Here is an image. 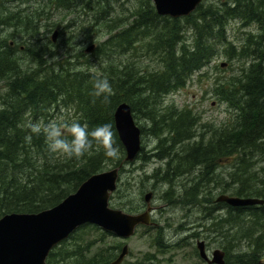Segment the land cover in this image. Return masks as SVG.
I'll return each mask as SVG.
<instances>
[{"label": "trees", "instance_id": "1", "mask_svg": "<svg viewBox=\"0 0 264 264\" xmlns=\"http://www.w3.org/2000/svg\"><path fill=\"white\" fill-rule=\"evenodd\" d=\"M115 1L117 0H0V84L5 85V90H0V217L7 213H37L52 208L75 192L93 174L104 171L110 165L115 167L123 164L125 149L114 120L115 110L123 102L131 106L135 118L144 114L151 120L150 130L159 139V146L156 148H164L163 153H157L158 148L154 157L161 160L169 158L167 164L171 165L166 170L157 169L161 170L165 179H169L168 176L172 179L176 174L192 172L198 175L195 184L184 190L192 200L201 196V188L205 182L213 181L222 161L234 156L235 167H238L249 155H264V49L260 46L255 48L252 63L244 69L238 81H227L217 91L221 99L237 112L234 123L213 130L214 134L206 140L200 137L196 140L197 119L200 118L192 109H177L170 105L166 107L160 103L162 97L184 86L195 72L211 63L218 53V41H226L225 30L229 19L241 18L243 14L242 20L256 22L262 28L264 14L258 15V10L262 12L264 2L231 0L223 7L205 6L202 3L190 17L172 18L158 15L152 1L143 0L144 5L139 6L133 13L135 18L128 27L118 29L126 23V19L114 11ZM37 2L38 6H31ZM52 9L76 11L78 18L72 17L70 22L81 23V26H88L87 29L93 28L96 32H103L107 25H111L106 30L107 39L95 47L93 54H125L128 50H134L136 42L146 37L147 31H150L149 37L152 36V41L149 47L162 63V68L154 72H139L129 70L127 64L121 68L112 61L107 67L102 65L107 76H100L97 72L77 68L70 58L50 63L45 56H53L52 49L49 54V44L46 41L38 43V30L35 35L32 30L41 25L49 31L55 30L58 26L55 22L49 25L43 22L46 12ZM185 26L196 31L191 43L185 38ZM7 27L15 31L5 35L4 30ZM20 28L27 35L30 33L36 38L25 42L27 57H30L32 64L26 61V57H19L18 43L14 41L12 46L9 41ZM59 31V34H65V28ZM223 35L225 37L222 38ZM230 46L232 57L237 48L228 43L226 50L230 51ZM35 62L37 65H34ZM112 63L114 65H110ZM103 78H107L112 86L107 100L103 96L94 95L96 79ZM52 107L58 110L74 109L77 112V121L86 124L89 131L101 124H111L114 133L113 146L118 149L116 154L108 156L107 148L93 138H90L92 148L79 158H68L61 153L50 152L43 126L53 116L50 112ZM37 123L42 130L40 133H33L32 126ZM140 127L142 133H145V127ZM65 138L71 140V134L65 131ZM173 163H176L175 166ZM198 170L200 179L196 173ZM240 178L242 177L234 178V184H239V187L233 194L241 197H264V178L253 180L252 176L250 180V177H246L245 181ZM257 180L260 183H255ZM226 183L228 184L223 187L224 191L232 185L231 182ZM119 191L121 190L118 189ZM166 195L173 199L171 190ZM177 196L179 195L175 193L174 197ZM127 204L131 211L137 212L142 208L134 200H129ZM213 209H225L228 212L227 216L218 220L215 217L213 220L219 226H223V223H234L236 228L245 229V217L257 223L255 225H259L263 219L259 222L258 219L264 217V205L232 207L219 203ZM88 228L99 230L94 225L81 227L83 230ZM246 231H252V227ZM261 233L264 231L261 230ZM106 235L109 233L102 232L103 237ZM262 238L263 235L254 238L249 250L233 252L231 248L223 246L225 264H264ZM83 240L85 241L84 238ZM163 241L164 238L160 236L159 246H163ZM92 246L93 241L87 245L86 242L85 245L76 243L74 252L64 246L60 248L63 259H59L60 256L55 257L51 252L49 264L64 262L73 254L76 264H109L117 257L121 248L117 245L108 250L99 249L86 257L87 248L92 249ZM145 262L161 264L152 253L146 256Z\"/></svg>", "mask_w": 264, "mask_h": 264}, {"label": "rangeland", "instance_id": "2", "mask_svg": "<svg viewBox=\"0 0 264 264\" xmlns=\"http://www.w3.org/2000/svg\"><path fill=\"white\" fill-rule=\"evenodd\" d=\"M217 1L206 0L205 6H214L215 4L217 6L222 0ZM8 4L11 5V2H8ZM38 5L39 3L37 2L31 6ZM113 5L114 11L126 19V23L118 27V29H121L128 27L135 18L133 13H135L139 6L144 5V3L143 0H117ZM46 13L47 19L45 18L43 20L44 24L49 25L55 22L56 25H58L55 30L65 28V34L58 35L56 41L52 38L55 30L49 31L43 27V25L32 30L33 35H35L38 30V43L41 44V42L46 41L49 44V54H51V52L54 53L53 56H45L49 59L50 63H57L58 60L63 61L64 58H70L77 65V68L97 72L100 76H107V72L105 69H102V65L104 64L105 67H107L112 61L121 68L127 64L129 70L139 72H154L163 66L162 63L157 60L152 48L149 47L152 41V36L149 37L150 31H147L146 37H142L141 40L136 42V48H134V50H128L125 54L114 52L93 54L94 50L89 52L87 48L92 46V44L96 47L107 39L108 33H106V30L111 26L110 24V26H106V30H103V32H96L93 28L87 29L88 26H81V23L76 24L70 22L72 17L78 18L76 11L69 12L67 10L52 9ZM78 22H80V18ZM244 24L245 20L241 18L229 19L227 21L228 26H226L225 30L226 41L222 40L220 41L221 43H218V53L213 57L211 63L202 70L195 72L184 86L161 98L160 103L162 106L167 107L170 105L177 109H192L193 113L200 118L197 119L198 139L196 140L200 138L206 140L207 137L214 134L213 130L230 126L235 121L237 112L226 101L221 99L217 91L219 86L227 81L237 82L242 76L244 69L248 68L254 59L251 51L256 47L255 44L247 45L249 39L247 37L251 34H258L260 32L258 24L253 23L247 25V27L246 24ZM239 25L242 26L240 27ZM14 31V29L9 27L4 33L5 35H9ZM18 31L19 32L15 33V36L9 39V41L12 46L14 45V41H16L20 50L19 57H26V61L32 64L30 57H27L28 51L25 49V42L36 40V38H33L34 36L30 35V33L27 35V33L22 31V28ZM193 32L191 27L185 26V38L187 40L190 38V41L188 40L190 43L194 40L192 39L194 38ZM228 43L233 44L234 47L237 48V52L233 54L234 57H230L229 55V53L232 54L231 46L230 51L226 50L228 48ZM45 48L48 49L47 47ZM50 49H52L51 52ZM222 63H225V65L222 66ZM34 65H37V63L35 62ZM110 65L114 64L112 63ZM157 67L158 69H156ZM0 90H5L4 84H0ZM0 104L2 105V103ZM50 112L53 116L48 119H51L50 121L59 122L61 125L72 123L78 119L77 112L74 109L58 110L52 107ZM136 120L146 129L142 138L144 148L140 154L141 156L139 155L134 162H125V166L122 167L118 185V189L121 191L118 192L117 190L111 196V206L126 212H135L131 211L130 205L127 204L129 200H134L135 203H140V207H142L141 210H145L146 202L144 200V195L149 191H153L154 197L152 199V205L155 210L152 221L154 225L139 226L135 234L128 239L113 234L103 237L102 232L105 231L94 225L98 227L99 230L93 228L85 230L79 229L74 236L63 244V247L68 246V249L74 252L76 243L85 245L86 242L87 245L93 241L92 249L87 248L85 252L86 257H89L99 249L108 250L112 246L116 247L120 245L122 247L124 244H128L130 252L124 264H146V256L150 253L154 254L161 264H207L200 256L197 247L198 240L202 239L206 242V251L210 257L216 248L223 249V246H226L231 248L233 252L249 250L251 241L254 238L263 235L262 240L264 241V233H261V230L264 231V217L258 219V222L263 219L259 225H255L257 223L245 217V229L236 228L234 223H223V226H219L218 224L215 225L213 223L215 217L216 220H218V218L220 219L221 217L227 216L228 212L225 211V209H215L214 211L213 207L219 203H212V201H216L221 194H229L230 192V194L232 193L231 195H233L234 191L239 187V184H234V178L237 179L242 177L240 179L244 181L246 177H250V180L252 176L253 180L264 178V155H249L246 157V160L242 162V165L238 167H235L234 164L235 157L230 156L229 159L221 162L213 181L203 184L201 196L197 200H192V198L186 195L184 190L195 184L198 175L192 172L182 175L176 174L172 179H165L161 170L157 169L162 168L166 170L168 166L171 165L167 164L169 158L161 160L156 156L154 157V152L156 153L159 148H156L159 146V139L150 130L152 128V122L150 119L146 118L144 114L138 116ZM161 151L162 153L164 152L163 147L159 148L157 153ZM175 164L176 163H173L174 166ZM113 167L114 166L110 165L105 170H109ZM196 173L199 174L200 179V170L196 171ZM235 173H237V175ZM226 182H231L232 185H230L231 188L224 191L223 187L228 184ZM255 183H260V180H257ZM168 190L173 192V199H170L166 195ZM175 193L179 195L177 196L178 198L174 197ZM123 194L126 196L124 195V197L121 198ZM179 197L181 198L179 199ZM249 227H252V231H246ZM160 236L164 238L163 246H159L158 244ZM117 251L118 250H116V252ZM58 264H76L74 254L66 258L64 262L61 261Z\"/></svg>", "mask_w": 264, "mask_h": 264}, {"label": "water", "instance_id": "3", "mask_svg": "<svg viewBox=\"0 0 264 264\" xmlns=\"http://www.w3.org/2000/svg\"><path fill=\"white\" fill-rule=\"evenodd\" d=\"M160 16L180 18L190 15L204 0H152ZM59 31L53 34L56 41ZM92 45L87 48L91 51ZM225 65L224 63L222 64ZM118 136L125 148V161L136 159L142 148V131L131 106L123 102L114 113ZM121 166L93 174L78 189L58 205L38 213H7L0 218V264H46L50 251L69 238L85 224H95L122 238L133 236L140 225H154L151 212L153 191L145 195L147 208L141 213H129L113 208L110 198L118 188ZM218 202L233 207L263 205L259 197H241L221 194ZM201 257L209 264H225V252L218 248L212 258L206 253L205 241H198ZM129 245H123L118 257L109 264H122L129 254Z\"/></svg>", "mask_w": 264, "mask_h": 264}, {"label": "clouds", "instance_id": "4", "mask_svg": "<svg viewBox=\"0 0 264 264\" xmlns=\"http://www.w3.org/2000/svg\"><path fill=\"white\" fill-rule=\"evenodd\" d=\"M94 95L96 97L103 96L108 99L112 92V86L107 78L96 79L94 83ZM39 123L32 126L33 133L41 132ZM65 131L71 134L72 139L65 138ZM43 132L48 141V148L52 153H61L68 158H79L92 148V139L107 148L106 154L113 156L117 152V148L113 146V130L111 124L105 123L95 127L89 131L86 124L73 121L70 124H58L50 121L43 126ZM30 139V137H29Z\"/></svg>", "mask_w": 264, "mask_h": 264}, {"label": "bare ground", "instance_id": "5", "mask_svg": "<svg viewBox=\"0 0 264 264\" xmlns=\"http://www.w3.org/2000/svg\"><path fill=\"white\" fill-rule=\"evenodd\" d=\"M216 1H217V0H216ZM234 1H235V0H234ZM256 1H258V0H256ZM213 2H214V1H213ZM217 2H218V1H217ZM232 2H233V1H232ZM259 2H260V0H259ZM219 3H220V2H219ZM235 3H236V2H235ZM211 4H212V3H211ZM222 4H224V3H222ZM232 4H234V3H232ZM25 5H27V4H25ZM226 5H227V4H226ZM245 5H246V4H245ZM258 5H259V4H258ZM214 6H216V4H215ZM222 7H223V6H222ZM226 7H228V6H226ZM242 7H243V6H242ZM248 7H249V6H248ZM248 7H247V8H248ZM256 7H257V5H256ZM256 7H255V8H256ZM258 7H259V6H258ZM251 8H253V7H251ZM251 8H250V9H251ZM201 9H202V8H201ZM201 9H200V11H201ZM217 9H218V8H217ZM219 9H220V8H219ZM219 9H218V10H219ZM250 9H248V10L250 11ZM221 10H222V9H221ZM225 10H226V8H225ZM243 10H244V9H243ZM248 10H247V11H248ZM200 11H199V12H200ZM204 11H205V9H204ZM223 11H224V10H223ZM216 13H217V12H216ZM227 13H228V12H227ZM227 13H225V14H227ZM248 13H249V12H248ZM209 14H210V13H209ZM211 14H212V13H211ZM235 14H236V13H235ZM235 14H233V16H234ZM259 14H264V9H262V12H261V10H260V11L258 10V15H259ZM199 15H200V14H199ZM213 15H214V14H213ZM227 15H228V14H227ZM238 15H239V14H238ZM242 15H243V14H242ZM242 15H241V18H242ZM211 16H212V15H211ZM216 16H217V15H216ZM246 16H247V15H246ZM198 17H199V16H198ZM212 17H213V16H212ZM220 17H221V16H220ZM201 18H202V17H201ZM233 18H234V17H233ZM238 18H239V17H238ZM222 19H223V18H222ZM226 19H227V18H226ZM244 19H245V18H244ZM220 20H221V19H220ZM239 20H240V19H239ZM239 20H237V21H239ZM253 20H254V19H253ZM196 21H197V20H196ZM235 21H236V20H235ZM235 21H234V22H235ZM240 22H241V21H240ZM240 22H239V24H240ZM243 22H244V21H243ZM202 24H203V23H202ZM251 24H252V23H251ZM255 24H256V23H255ZM263 24H264V23H263ZM197 25H198V24H197ZM230 25H231V24H230ZM244 25H245V24H244ZM244 25H243V26H244ZM246 25H247V24H246ZM226 26H228V25H226ZM239 26L241 27L242 25H239ZM255 26H256V25H255ZM255 26H254V27H255ZM193 27H194V26H193ZM202 27H203V25H202ZM240 27H239V28H240ZM246 27H247V26H246ZM7 28H8V27H7ZM5 29H6V28H5ZM198 29H199V28H198ZM222 29H223V28H222ZM222 29H221V30H222ZM244 29H245V28H244ZM258 29H259V27H258ZM255 30H256V29H255ZM4 31H6V30H4ZM193 31H194V30H193ZM202 31H203V29H202ZM215 31H216V30H215ZM219 31H220V30H219ZM222 31H223V30H222ZM195 32H196V31H195ZM195 32H193L192 34L194 35ZM204 32H206V31H204ZM204 32H203V34H204ZM211 33H213V32H211ZM217 33H218V32H217ZM0 34H2V33H0ZM4 34H5V33H4ZM6 34H7V33H6ZM205 34H206V33H205ZM243 34H244V33H243ZM39 35H40V34H39ZM193 35H192V36H193ZM227 35H228V34H227ZM263 35H264V31H260V32L258 33V35H257V34H251V36L253 37L252 39H254L255 47H257V46L264 47V43H263V40H264V39L262 40V38L264 37ZM1 36H2V35H1ZM194 36H195V35H194ZM204 36H205V35H204ZM210 36H211V35H210ZM210 36H209V37H210ZM7 37H8V36H7ZM215 37H216V36H215ZM218 37H219V36H218ZM223 37H225V36L223 35L222 38H223ZM245 37H247V36H245ZM249 37H250V36H249ZM249 37H247V38H249ZM1 38H3V37H1ZM8 38H9V37H8ZM147 39H148V38H147ZM184 39H185V38H184ZM189 39H190V38H189ZM189 39H188V40H189ZM192 39H194V38H192ZM219 39H220V38H219ZM91 40H92V39H91ZM212 40H213V39H212ZM217 40H218V39H217ZM93 41H94V40H93ZM147 41H148V40H147ZM189 41H190V40H189ZM189 41H188V42H189ZM218 42H220V41H218ZM218 42H217V43H218ZM244 42H245V41H244ZM248 42H249V41H248ZM193 43H194V42H193ZM208 43H210V42H208ZM211 43H213V41H212ZM220 43H221V42H220ZM249 43H250V42H249ZM262 43H263V46H262ZM0 44H1V42H0ZM189 44H190V43H189ZM213 44H214V43H213ZM190 45H191V44H190ZM214 45H215V44H214ZM217 45H218V44H217ZM102 49H103V48H102ZM261 49H262V48H261ZM248 50H249V49H248ZM248 50H246V51H248ZM94 51H95V50H94ZM100 51H101V50H100ZM100 51H99V52H100ZM244 52H245V51H244ZM251 52L253 53V51H251ZM151 54H152V53H151ZM134 55H135V54H134ZM229 55H230V53H229ZM243 55H244V53H243ZM255 55H256V54H255ZM136 56H137V55H136ZM136 56H135V57H136ZM140 56H141V55H140ZM140 56H139V57H140ZM252 56H253V55H252ZM260 56H261V55H260ZM149 57H150V56H149ZM232 57H234V56H232ZM246 57H247V55H246ZM235 58H236V57H235ZM248 58H249V55H248ZM152 59H153V58H152ZM237 59H238V58H237ZM148 60H149V58H148ZM157 60H158V59H157ZM244 60H246V59H244ZM255 60H256V59H255ZM259 60H261V59H259ZM136 61H137V60H136ZM138 61H140V60H138ZM151 61H152V60H151ZM257 61H258V60H257ZM133 62H134V61H133ZM157 63H158V62H157ZM245 63H246V62H245ZM248 63H249V62H248ZM257 63H258V62H257ZM259 63H260V62H259ZM150 64H151V63H150ZM158 65H159V64H158ZM160 66H161V65H160ZM158 67H159V66H158ZM158 67H157L156 69H158ZM161 70H162V69H161ZM161 70H160V71H161ZM83 71H84V70H83ZM23 102H24V101H23ZM27 102H28V101H27ZM49 103H50V102H49ZM16 105H17V104H16ZM33 107H34V106H33ZM0 108H1V107H0ZM39 112H40V111H39ZM39 112H38V113H39ZM133 115H134V112H133ZM134 117H135V116H134ZM145 130H146V129H145ZM140 156H141V155H140ZM140 158H141V157H140ZM123 163H124V162H123ZM127 163H128V162H127ZM117 166H118V165H117ZM124 166H125V165H124ZM126 166H127V165H126ZM121 170H122V169H121ZM123 170H124V169H123ZM233 171H234V170H233ZM164 172H165V171H164ZM156 175H157V173H156ZM156 175H155V176H156ZM168 177H169V176H168ZM169 178H170V177H169ZM174 180H175V179H174ZM228 189H229V188H228ZM225 193H226V192H225ZM229 194H230V192H229ZM231 194H232V193H231ZM231 194H230V195H231ZM233 195H235V194H233ZM236 196H237V195H236ZM239 196H240V195H239ZM261 198L264 199V197H261ZM212 203H213V202H212ZM263 205H264V204H263ZM229 206H230V205H229ZM211 207H212V206H211ZM211 207H210V208H211ZM219 208H220V207H219ZM254 209H255V208H254ZM223 210H224V209H223ZM214 211H215V210H214ZM225 211H226V210H225ZM252 211H253V210H252ZM203 212H204V211H203ZM208 213H209V212H208ZM222 213H223V212H222ZM226 213H227V212H226ZM252 213H253V212H252ZM224 214H225V213H224ZM254 214H255V213H254ZM203 215H204V213H203ZM207 215H208V214H207ZM216 215H218V214H216ZM205 216H206V215H205ZM205 216H204V217H205ZM221 216H222V215H221ZM204 217H203V218H204ZM218 217H219V216H218ZM254 217H255V216H254ZM203 218H202V219H203ZM203 223H204V222H203ZM203 225H204V224H203ZM198 227H199V226H198ZM202 229H203V228H202ZM208 229H209V228H208ZM212 231H213V230H212ZM207 232H208V231H207ZM214 233H215V232H214Z\"/></svg>", "mask_w": 264, "mask_h": 264}, {"label": "flooded vegetation", "instance_id": "6", "mask_svg": "<svg viewBox=\"0 0 264 264\" xmlns=\"http://www.w3.org/2000/svg\"><path fill=\"white\" fill-rule=\"evenodd\" d=\"M205 1H206V0H204V2H203L204 4H205ZM262 1L264 2V0H262ZM230 2H231V0H222V1H220V4H218V6H225L226 4L228 5ZM222 3H224V4H222ZM198 7H199V6H198ZM198 7H197L195 10H197ZM195 10H194V11H195ZM194 11H193V12H194ZM191 15H192V14H190V15H188V16H186V17H190ZM186 17H184V18H186ZM251 23L253 24V23H256V22L249 21V20L245 22V24H247V25H251ZM257 24H258V23H257ZM247 25H246V26H247ZM258 27H259V31H264V26H262L263 29L260 27V25H258ZM252 38H253V37L250 35V37H249V39H248V41H249L250 43L247 41V45L254 44V39H252ZM263 39H264V37H263ZM263 39H262V40H263ZM263 43H264V40H263ZM263 43H262V46H263ZM247 45H246V46H247ZM260 48H263V49H264V47H261V46H260ZM255 50H256V49H253V52H255ZM141 152H142V151H141ZM154 153H155V152H154ZM140 154H141V153H140ZM67 240H68V239H67ZM67 240H64L63 242H65V241H67ZM63 242H62V243H63ZM62 243H60L59 245H57V247H55V248L53 249L52 252L55 254V257H58V256L61 255L60 247L63 246ZM47 262H48V261H47ZM48 264H49V262H48Z\"/></svg>", "mask_w": 264, "mask_h": 264}]
</instances>
